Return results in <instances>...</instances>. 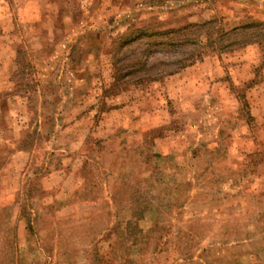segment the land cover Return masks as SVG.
Returning a JSON list of instances; mask_svg holds the SVG:
<instances>
[{
  "label": "rangeland",
  "instance_id": "374dc122",
  "mask_svg": "<svg viewBox=\"0 0 264 264\" xmlns=\"http://www.w3.org/2000/svg\"><path fill=\"white\" fill-rule=\"evenodd\" d=\"M0 264H264V0H0Z\"/></svg>",
  "mask_w": 264,
  "mask_h": 264
},
{
  "label": "trees",
  "instance_id": "16d2710c",
  "mask_svg": "<svg viewBox=\"0 0 264 264\" xmlns=\"http://www.w3.org/2000/svg\"><path fill=\"white\" fill-rule=\"evenodd\" d=\"M248 29H251V27H246L245 29H243V30H248ZM240 30H242V29H235L234 31L236 32V31H240ZM154 36H156V33H154L152 36H150V37H154ZM141 39V38H140ZM140 39H135V41H138V40H140ZM132 42H134V41H132ZM137 67H136V70L137 71H139L140 70V68L142 67V65H141V63H137V65H136ZM138 66H140V67H138ZM186 66V64H184V65H181V67L179 68V69H181V68H183V67H185Z\"/></svg>",
  "mask_w": 264,
  "mask_h": 264
}]
</instances>
